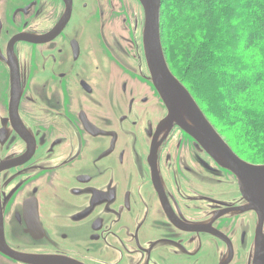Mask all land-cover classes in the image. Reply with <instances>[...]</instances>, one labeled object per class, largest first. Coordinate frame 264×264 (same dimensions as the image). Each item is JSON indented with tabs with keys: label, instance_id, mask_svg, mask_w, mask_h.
<instances>
[{
	"label": "water",
	"instance_id": "1",
	"mask_svg": "<svg viewBox=\"0 0 264 264\" xmlns=\"http://www.w3.org/2000/svg\"><path fill=\"white\" fill-rule=\"evenodd\" d=\"M141 2L145 111L140 112L148 148L134 136L142 126L127 106L112 108L118 138L127 140L124 154L115 132L87 121L89 134L112 135L107 147L90 142L82 160L62 171L53 188L36 183L17 196L10 218L9 190L0 192V264H264V163L240 158L172 73L160 36L161 0ZM112 40L119 46L118 33ZM15 70L10 94L18 98ZM101 101L109 113V102ZM181 132L191 138L193 155L182 150L176 156ZM7 166L0 163V169ZM166 188L182 220L162 219L169 208ZM66 216L73 217L72 231ZM236 217L229 236L217 230L220 219Z\"/></svg>",
	"mask_w": 264,
	"mask_h": 264
},
{
	"label": "flooded vegetation",
	"instance_id": "2",
	"mask_svg": "<svg viewBox=\"0 0 264 264\" xmlns=\"http://www.w3.org/2000/svg\"><path fill=\"white\" fill-rule=\"evenodd\" d=\"M144 25L141 0H0V163L9 165L0 169V192L9 190L7 218L17 196L36 183L53 188L62 171L82 160L90 142L107 147L112 135L89 134L87 121L115 132L120 153H125L127 140L118 138L115 105L127 106L136 116L142 133L134 136L143 150L148 148L140 112L145 111ZM117 33L119 46L112 40ZM12 68L18 98L10 94ZM101 98L109 102V113ZM170 134L172 141L174 130ZM179 137L176 156L182 150L193 155L191 138L184 132ZM167 146V140L160 145L159 161ZM223 171L226 179L231 178ZM165 194L169 208L162 219L182 220L168 189ZM66 219L72 231L73 217ZM237 219L222 218L216 228L229 236Z\"/></svg>",
	"mask_w": 264,
	"mask_h": 264
},
{
	"label": "trees",
	"instance_id": "3",
	"mask_svg": "<svg viewBox=\"0 0 264 264\" xmlns=\"http://www.w3.org/2000/svg\"><path fill=\"white\" fill-rule=\"evenodd\" d=\"M166 61L232 150L264 163V0H161Z\"/></svg>",
	"mask_w": 264,
	"mask_h": 264
},
{
	"label": "rangeland",
	"instance_id": "4",
	"mask_svg": "<svg viewBox=\"0 0 264 264\" xmlns=\"http://www.w3.org/2000/svg\"><path fill=\"white\" fill-rule=\"evenodd\" d=\"M176 76V75H175ZM177 77V76H176ZM178 78V77H177ZM179 79V78H178ZM180 80V79H179ZM182 82V81H181ZM209 120V119H208ZM224 138V137H223ZM254 164H257V163H254Z\"/></svg>",
	"mask_w": 264,
	"mask_h": 264
}]
</instances>
